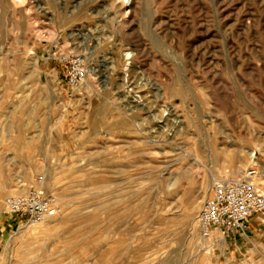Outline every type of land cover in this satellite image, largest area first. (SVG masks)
Returning a JSON list of instances; mask_svg holds the SVG:
<instances>
[{
    "label": "rangeland",
    "instance_id": "obj_1",
    "mask_svg": "<svg viewBox=\"0 0 264 264\" xmlns=\"http://www.w3.org/2000/svg\"><path fill=\"white\" fill-rule=\"evenodd\" d=\"M252 165L264 192V0H0V264H264L197 224ZM40 173L63 214L14 222Z\"/></svg>",
    "mask_w": 264,
    "mask_h": 264
},
{
    "label": "built area",
    "instance_id": "obj_2",
    "mask_svg": "<svg viewBox=\"0 0 264 264\" xmlns=\"http://www.w3.org/2000/svg\"><path fill=\"white\" fill-rule=\"evenodd\" d=\"M64 65V75L69 87L84 83L89 75V61L79 51H62L57 56ZM257 165L240 173H230L217 179L207 194L197 214V224L202 239H216L239 232L246 235L254 215H264V192L258 185ZM46 176L40 173L36 184L24 191L8 195L4 213L14 222L37 224L58 217L64 212L60 196L44 189ZM219 238V239H220Z\"/></svg>",
    "mask_w": 264,
    "mask_h": 264
},
{
    "label": "crops",
    "instance_id": "obj_3",
    "mask_svg": "<svg viewBox=\"0 0 264 264\" xmlns=\"http://www.w3.org/2000/svg\"><path fill=\"white\" fill-rule=\"evenodd\" d=\"M262 215H254L247 228L246 235L233 232L226 238V252L230 255H239L250 250V244L264 237V221ZM261 219V220H260Z\"/></svg>",
    "mask_w": 264,
    "mask_h": 264
},
{
    "label": "bare ground",
    "instance_id": "obj_4",
    "mask_svg": "<svg viewBox=\"0 0 264 264\" xmlns=\"http://www.w3.org/2000/svg\"><path fill=\"white\" fill-rule=\"evenodd\" d=\"M126 2V1H125ZM87 57V56H86ZM88 58V57H87ZM88 60H89V58H88ZM89 69L91 70V71H97V65L96 66H91V67H89ZM135 81V80H134ZM138 96V95H137ZM141 96V95H140ZM134 100H137V99H134ZM138 101V100H137ZM176 133V132H175ZM175 135V134H174ZM182 146V145H181ZM249 155H250V157L252 158V159H254V160H256V150H254V149H252V150H249ZM198 206L199 205H196V207L198 208ZM220 238V237H219ZM219 241H220V243H222V244H225V240H224V238L223 237H221L220 239H219Z\"/></svg>",
    "mask_w": 264,
    "mask_h": 264
}]
</instances>
